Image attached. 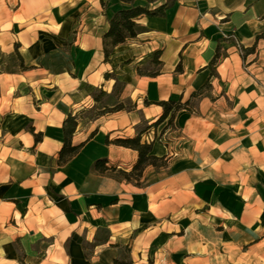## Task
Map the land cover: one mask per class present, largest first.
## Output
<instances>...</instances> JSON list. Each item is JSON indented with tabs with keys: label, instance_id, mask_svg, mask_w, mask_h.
Listing matches in <instances>:
<instances>
[{
	"label": "crops",
	"instance_id": "crops-1",
	"mask_svg": "<svg viewBox=\"0 0 264 264\" xmlns=\"http://www.w3.org/2000/svg\"><path fill=\"white\" fill-rule=\"evenodd\" d=\"M130 5L0 0V264H264V0H176L105 60ZM162 100L183 104L147 130L165 163L127 179L139 153L115 140ZM69 114L80 148L60 163Z\"/></svg>",
	"mask_w": 264,
	"mask_h": 264
},
{
	"label": "trees",
	"instance_id": "trees-1",
	"mask_svg": "<svg viewBox=\"0 0 264 264\" xmlns=\"http://www.w3.org/2000/svg\"><path fill=\"white\" fill-rule=\"evenodd\" d=\"M131 3L129 7L121 8L117 10L109 20V27L103 34V49L105 60H108L112 50L115 45L124 42L129 37H134L137 35L139 30V24L137 20L139 17L147 16H166L167 10L174 4L176 0H166L164 3L150 8L148 6L142 5H133L134 0H123ZM160 51H157L152 59L143 66H138L137 71L142 75H156L160 71ZM219 57V52L215 54L211 60V66L214 65ZM177 69L181 70V65L179 64ZM112 74L106 73V77H110ZM105 92L100 91L99 94H95V99L98 101L104 97ZM164 109L163 114L160 118L149 125L145 122L139 127L137 135L132 138H119L115 142L127 147L136 149L139 153L138 160L134 165L131 172L123 171L122 174L127 179L131 177H139L145 166L149 164L157 165L164 164V157H157L152 154V142L146 143L142 142V134L147 132L148 128L152 125H157L163 121L169 114L171 115L168 121V124L172 123L174 113L183 107V104L180 101L175 100H162L158 102ZM126 106L123 103L115 104L112 108L105 106V108L97 114L104 113L106 111L123 109ZM128 108V107H127ZM78 124V116L69 114L63 123V146L59 152V161L60 163L66 162L71 156H73L80 148V145H73L71 137L75 131ZM36 140L41 139V134L35 135ZM93 168L97 170H105V162L103 159H99L94 162ZM115 264H130L129 261H124L123 259H115Z\"/></svg>",
	"mask_w": 264,
	"mask_h": 264
},
{
	"label": "built area",
	"instance_id": "built-area-1",
	"mask_svg": "<svg viewBox=\"0 0 264 264\" xmlns=\"http://www.w3.org/2000/svg\"><path fill=\"white\" fill-rule=\"evenodd\" d=\"M227 37H233L232 34L226 35ZM239 50L243 52V48L241 45L238 44ZM154 140L153 129L149 130L148 132L142 134V142L151 143Z\"/></svg>",
	"mask_w": 264,
	"mask_h": 264
},
{
	"label": "rangeland",
	"instance_id": "rangeland-1",
	"mask_svg": "<svg viewBox=\"0 0 264 264\" xmlns=\"http://www.w3.org/2000/svg\"><path fill=\"white\" fill-rule=\"evenodd\" d=\"M104 101V100H103ZM125 106H127V105H125ZM128 107V106H127ZM97 112H99V110L97 111ZM90 115H91V113H90Z\"/></svg>",
	"mask_w": 264,
	"mask_h": 264
}]
</instances>
